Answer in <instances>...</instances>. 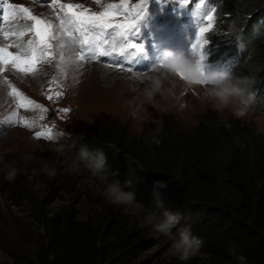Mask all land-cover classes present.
Returning a JSON list of instances; mask_svg holds the SVG:
<instances>
[{
  "label": "trees",
  "instance_id": "trees-1",
  "mask_svg": "<svg viewBox=\"0 0 264 264\" xmlns=\"http://www.w3.org/2000/svg\"><path fill=\"white\" fill-rule=\"evenodd\" d=\"M219 1L224 30L214 36L245 29L243 62L235 76L248 78V93L264 108V95H257L264 73V0ZM163 121L129 135L128 123L102 115L96 131L89 127L97 140L90 144L107 151L104 139H109L117 151L109 153L108 163L121 164L114 179L127 183L125 190L136 193L144 212L159 202L158 211L179 213L178 227H189L203 240L201 252L228 264H239L238 257L243 264H264V130L214 111L189 127L173 116ZM157 128L159 144L151 140ZM156 181L167 186L158 188ZM25 198L43 233L37 246L11 253V264H134V252L154 242L145 238L146 226L113 206L82 218L75 204L49 209Z\"/></svg>",
  "mask_w": 264,
  "mask_h": 264
},
{
  "label": "rangeland",
  "instance_id": "rangeland-1",
  "mask_svg": "<svg viewBox=\"0 0 264 264\" xmlns=\"http://www.w3.org/2000/svg\"><path fill=\"white\" fill-rule=\"evenodd\" d=\"M10 1L16 5L27 6L33 14L55 22L52 9L48 6L49 1ZM66 1H82L90 6L96 5L93 0ZM114 2L119 3L117 0ZM138 2L139 0H130L132 5ZM185 8L180 5L175 8L173 0H166L164 3L161 0H149L147 15L144 17L147 23L142 25L140 21L129 39L142 44L144 39L151 35L150 45L152 47L161 46L165 52L173 51L174 47L180 45L186 49V53L181 55L186 60L196 63L197 54L194 53L192 46L185 44V41L194 29L199 30V28L197 24L194 26L188 22ZM0 15H2V10H0ZM158 15L168 17L175 22L173 28L167 32L155 30L158 24L153 23V20ZM218 15L219 12L215 11V21ZM5 25L0 22V26ZM223 30L220 22L216 21L213 28L205 33L204 38L209 43L204 50L206 59L203 71L208 75L227 72L235 76L243 62L245 29L238 30L233 35H226L225 32V36H214L215 33H221ZM11 51L16 50L11 49ZM113 56L116 59L111 58L109 62L97 60L86 62V65L82 66L78 72L68 71L67 76L59 74L54 65L49 64L39 65L40 71L35 77L21 73L18 75L14 71L0 76V80L7 77L11 85L47 109V111L20 109L19 117L29 122L28 127L23 124L5 123L4 121L16 111V105L13 98L7 95L8 86L0 84V264H11V253L24 252L28 246H37L40 242L43 230L33 214L30 200L25 198L27 195L41 207L46 206L49 209L63 204H75L82 218H88L98 211H105L108 206H113L128 215L131 222L139 220L141 225L149 229L145 238H151L154 242H145L144 247L134 252V264H228L215 261L203 252L188 261L179 260L170 251L171 241L163 235H158L150 225L145 224L146 213L140 202L132 207L113 205L106 200L103 194L104 185L92 177L86 169L81 168L78 173L72 171L74 157L82 145H86L89 150L93 151L100 149L91 146V141L96 142L97 140H94L96 136L92 135L89 127L96 131L98 128L96 121L102 115L121 123H128L129 135L139 134L143 128H150L153 121H155L154 124L161 125L166 117L171 116L180 119L187 127L196 124L198 117L207 111H214L224 118L236 117L232 113V107L225 109L224 112H217L213 107L214 102L203 98L207 85H187L179 75V72H183L181 67L180 69L173 67L175 74H172L166 67H158L159 73L154 70L140 76L137 73L108 66L112 63L123 62V58L131 62L135 56L122 57L116 53ZM124 63L125 67L134 69L132 64ZM164 73L168 74L164 85L170 89V92L166 99L156 97L160 107L154 108L148 104L139 105V100L136 99L138 91L133 92L132 89H143L145 85L142 78L144 76ZM262 74L259 77L262 80L259 81L261 88L257 94L258 97L264 95V73ZM54 78L58 80L59 87L52 83ZM50 88L61 92L62 95L58 99L49 100ZM132 106H139L135 119L130 115ZM64 108L70 111L61 112L60 109ZM241 119L245 123L255 124L260 130H264V108L258 107L255 102L252 103V110L248 115ZM48 128L53 132V140L36 138L37 132ZM61 132L71 133L72 139L60 141L58 137ZM83 138L89 140L82 142ZM104 140L109 141V139ZM107 141L104 143L109 145L108 150H102L107 156L108 163L112 157L109 153H115L117 150L113 143ZM60 142L65 144L63 152L56 150ZM118 160L124 164L123 159L118 158ZM45 164L56 169L54 177L50 178L42 170ZM9 166L17 169V176L13 182L4 179ZM108 167L111 172L117 173V176L120 175L121 164L114 168L108 163Z\"/></svg>",
  "mask_w": 264,
  "mask_h": 264
},
{
  "label": "snow or ice",
  "instance_id": "snow-or-ice-1",
  "mask_svg": "<svg viewBox=\"0 0 264 264\" xmlns=\"http://www.w3.org/2000/svg\"><path fill=\"white\" fill-rule=\"evenodd\" d=\"M96 3L101 5L102 11H91L79 3L49 0L48 6L55 17L53 22L33 14L28 7L0 0V22L7 25L0 26V76L14 71L35 77L41 64L54 65L59 74L67 76L68 71L78 72L84 63L98 60L100 57H111L115 60L114 53L129 57L143 52L144 46L130 40L129 36L147 15L149 0H139L135 5L130 4V0H120V3L107 5L102 4V0H96ZM178 3L181 7H186L192 4L193 0H178ZM215 11V8L205 6L204 0H199L195 5L194 15L197 17L199 31L192 48L194 53L199 55L196 63L202 71L203 61L206 59L204 50L209 43L204 37L216 22ZM160 64L163 65V61ZM108 66L133 72L132 68L125 67L123 62ZM139 75L143 76L144 73ZM179 75L185 80L183 72H179ZM52 83L59 87L57 79L54 78ZM0 84L8 86L7 95L13 98L16 105V111L4 121L5 123L23 124L28 127L29 122L19 117L20 109L47 111L11 85L7 77L0 80ZM61 95V92L50 88L48 99H58ZM60 111L67 113L70 109L64 108ZM36 138L51 141L53 132L50 128L45 129L37 132Z\"/></svg>",
  "mask_w": 264,
  "mask_h": 264
},
{
  "label": "clouds",
  "instance_id": "clouds-1",
  "mask_svg": "<svg viewBox=\"0 0 264 264\" xmlns=\"http://www.w3.org/2000/svg\"><path fill=\"white\" fill-rule=\"evenodd\" d=\"M216 11L219 12L221 3L215 0ZM220 22V16L216 18ZM163 64L172 74H175L174 65L183 69L185 81L187 85H207L204 89L203 98L213 101V107L217 112H224L225 109L232 107V113L237 118H243L252 110L254 97L248 93L247 89L250 81L246 77L233 76L227 72H216L211 75L201 70L197 63L186 60L182 55H177L172 51H167L163 58ZM154 71V70H151ZM146 71L143 73H147ZM159 73V68L156 69ZM168 78V74H150L142 78L144 83L143 89L133 88V92L138 91L136 99L139 105L148 104L154 108L160 105L156 101V97L167 98L170 89L166 88L164 81ZM139 112V106H132L130 115L135 119ZM155 123V121H153ZM159 128L151 135L152 142L159 144L160 140ZM59 140H71L72 134L68 132L59 133ZM75 147V143H73ZM57 151H65V144L60 142L57 144ZM73 172H79L81 168L86 169L92 177L97 179L104 185V196L106 200L117 206L132 207L138 203L136 193L126 191L127 183H121L118 179H114L117 175L111 172L107 163V156L102 149L89 150L86 145L79 148V152L73 160ZM50 178L56 175V169L50 168L47 164L42 169ZM17 176V169L9 166L4 179L13 182ZM156 187L165 188L167 182L156 181ZM162 208V203H157L156 207L145 209V224L150 225L154 232L163 235L171 241V249L174 255L181 261H188L200 254L204 245L203 240L194 236L191 229L187 226H180L181 215L172 211H158ZM175 229V231H174ZM239 264H243L244 257H238Z\"/></svg>",
  "mask_w": 264,
  "mask_h": 264
},
{
  "label": "bare ground",
  "instance_id": "bare-ground-1",
  "mask_svg": "<svg viewBox=\"0 0 264 264\" xmlns=\"http://www.w3.org/2000/svg\"><path fill=\"white\" fill-rule=\"evenodd\" d=\"M10 2H11V1H10ZM15 2H16V1H15ZM88 63H89V62H88ZM84 65H86V63H84L83 66H84ZM163 70H164V68H163ZM15 73H17V72H15ZM15 73H14V74H15ZM17 74L20 75V73H17ZM18 78H19V77H18ZM12 79H13V77H12Z\"/></svg>",
  "mask_w": 264,
  "mask_h": 264
}]
</instances>
